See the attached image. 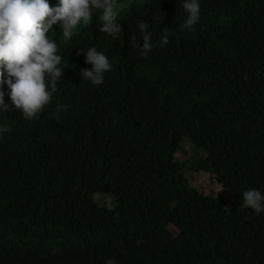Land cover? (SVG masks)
Returning a JSON list of instances; mask_svg holds the SVG:
<instances>
[{
	"label": "trees",
	"instance_id": "1",
	"mask_svg": "<svg viewBox=\"0 0 264 264\" xmlns=\"http://www.w3.org/2000/svg\"><path fill=\"white\" fill-rule=\"evenodd\" d=\"M120 3L116 39L99 11L68 41L54 26L67 67L38 118L4 96L0 264H264V212L240 206L264 191V0H201L191 31L182 0ZM90 46L112 64L99 86Z\"/></svg>",
	"mask_w": 264,
	"mask_h": 264
},
{
	"label": "clouds",
	"instance_id": "2",
	"mask_svg": "<svg viewBox=\"0 0 264 264\" xmlns=\"http://www.w3.org/2000/svg\"><path fill=\"white\" fill-rule=\"evenodd\" d=\"M122 7L120 0H58L57 6L49 5L48 0H0V114L10 110L4 100L5 94L10 99L11 107L32 120L50 103L57 91V83L64 76L62 56L52 34L55 28L65 41L75 35L78 25L86 26L94 13L100 12V33L118 38L122 33L118 11ZM186 13L182 29L192 30L201 14V0H182ZM142 54L147 55L152 48L148 25L144 21L137 24ZM167 28H163L160 46L168 43ZM136 47V43L131 45ZM84 55L88 68H80L82 81L94 86L103 83L105 73L110 72L112 64L109 58L95 46L77 52ZM6 86V87H5ZM65 105L60 104L54 110L59 118ZM7 131V126L0 123V134ZM217 193V192H216ZM242 207L255 213L264 212V191L249 188L241 193Z\"/></svg>",
	"mask_w": 264,
	"mask_h": 264
},
{
	"label": "rangeland",
	"instance_id": "3",
	"mask_svg": "<svg viewBox=\"0 0 264 264\" xmlns=\"http://www.w3.org/2000/svg\"><path fill=\"white\" fill-rule=\"evenodd\" d=\"M128 2H126L123 6H126ZM194 146L190 141L184 142V151L178 153L179 160L186 161L188 164L194 160L195 153H194ZM189 169V168H188ZM205 180V179H203Z\"/></svg>",
	"mask_w": 264,
	"mask_h": 264
}]
</instances>
